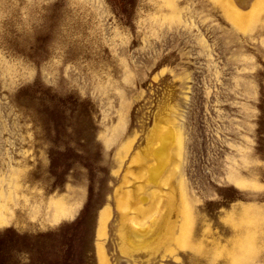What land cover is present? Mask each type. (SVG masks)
Listing matches in <instances>:
<instances>
[{"label":"rangeland","instance_id":"rangeland-1","mask_svg":"<svg viewBox=\"0 0 264 264\" xmlns=\"http://www.w3.org/2000/svg\"><path fill=\"white\" fill-rule=\"evenodd\" d=\"M100 254L264 264V0H0V264Z\"/></svg>","mask_w":264,"mask_h":264},{"label":"crops","instance_id":"crops-1","mask_svg":"<svg viewBox=\"0 0 264 264\" xmlns=\"http://www.w3.org/2000/svg\"><path fill=\"white\" fill-rule=\"evenodd\" d=\"M102 216H103L102 217L103 220H100V222H99V231L100 232L104 231V229L106 227L105 220H104V213ZM99 264H107L106 259L103 257L102 254H100Z\"/></svg>","mask_w":264,"mask_h":264},{"label":"bare ground","instance_id":"bare-ground-1","mask_svg":"<svg viewBox=\"0 0 264 264\" xmlns=\"http://www.w3.org/2000/svg\"><path fill=\"white\" fill-rule=\"evenodd\" d=\"M162 140H163V139H162ZM165 141H166V139H165ZM168 141H169V140H168ZM161 143H162V142H161ZM165 148H166V147H165ZM165 150H166V149H165ZM155 152H156V151H155ZM154 154H155V155L157 154L158 156H160V152H158V153H154ZM163 154H164V153H163ZM163 154H162V155H163ZM164 155H165V154H164ZM155 157H156V156H155ZM156 158H157V157H156ZM159 159H160V158H159ZM163 159H164V158H163ZM163 159H162V160H163ZM152 168H153V167H152ZM155 170H156V169H155ZM152 171H153V170H152ZM153 172H154V171H153Z\"/></svg>","mask_w":264,"mask_h":264}]
</instances>
